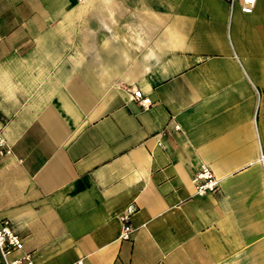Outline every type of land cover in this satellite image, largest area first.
<instances>
[{
	"label": "crops",
	"instance_id": "1",
	"mask_svg": "<svg viewBox=\"0 0 264 264\" xmlns=\"http://www.w3.org/2000/svg\"><path fill=\"white\" fill-rule=\"evenodd\" d=\"M0 129L36 264H264V0H0Z\"/></svg>",
	"mask_w": 264,
	"mask_h": 264
},
{
	"label": "built area",
	"instance_id": "2",
	"mask_svg": "<svg viewBox=\"0 0 264 264\" xmlns=\"http://www.w3.org/2000/svg\"><path fill=\"white\" fill-rule=\"evenodd\" d=\"M231 5L235 0H226ZM240 8L244 12H251L256 0H238ZM132 97L136 99L143 107L151 103L149 96L145 95L140 88L132 90ZM176 128L179 125L175 124ZM11 148L0 129V157L9 154ZM195 183V192L197 194L216 193L220 191L219 178L208 164H201L193 175ZM133 206H128L121 214L122 230L120 237L128 239L131 237L132 226L130 223ZM0 256L4 264H36L30 251L24 250V243L20 233L15 229L13 223L8 218L0 219ZM76 263H81L78 260Z\"/></svg>",
	"mask_w": 264,
	"mask_h": 264
}]
</instances>
